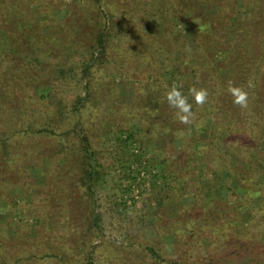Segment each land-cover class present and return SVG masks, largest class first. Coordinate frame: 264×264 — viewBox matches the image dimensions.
I'll return each mask as SVG.
<instances>
[{
  "label": "rangeland",
  "instance_id": "rangeland-1",
  "mask_svg": "<svg viewBox=\"0 0 264 264\" xmlns=\"http://www.w3.org/2000/svg\"><path fill=\"white\" fill-rule=\"evenodd\" d=\"M91 1L0 0V264H124L136 253L130 243L154 241L160 243L164 256L171 257L173 241L156 234L154 220L173 217L183 205H210L212 199L226 200L229 195L223 179L226 172L218 170L216 155L204 160L187 148L206 138L194 132L195 115L190 124L175 119V110L165 100L174 82L166 71L155 82L158 61L151 73L148 61L154 51L161 49L166 58L180 33H170L174 43L162 38L159 35L170 25L166 29L162 25L165 32L158 34L148 17L164 21L169 15L140 11L144 9L140 0L136 4L105 0L113 24L124 28L128 39L124 43L110 39L103 54L94 37L103 17ZM20 15L32 40H23ZM174 15L182 18L177 25L181 34L194 32L180 8ZM14 18L17 21L11 22ZM46 23L55 32L54 40L38 46L32 36L47 35ZM68 23L77 25L80 33L78 48L69 52L68 34L58 29L61 25L65 32ZM219 49L206 46L205 52L213 51L217 58ZM82 57L95 60L84 74L77 67L60 77L57 67L66 70L70 62L80 64ZM17 67L20 70L14 73ZM150 83L156 88L162 85L158 95L164 100H145L147 94L157 97L158 88L153 92ZM5 94L10 101L3 99ZM23 117L33 129L45 126L54 134L17 131ZM82 135L100 164L90 195L96 229L92 221L78 227L67 223L89 212L78 181L88 160L81 151ZM176 184L180 191L171 194L169 188ZM62 185L69 186L67 194L73 193V199L60 195ZM64 203L73 205L67 215L58 209ZM240 211L242 222L251 219L246 204ZM46 252L53 257L43 258Z\"/></svg>",
  "mask_w": 264,
  "mask_h": 264
},
{
  "label": "trees",
  "instance_id": "trees-1",
  "mask_svg": "<svg viewBox=\"0 0 264 264\" xmlns=\"http://www.w3.org/2000/svg\"><path fill=\"white\" fill-rule=\"evenodd\" d=\"M140 1L144 6L140 10L142 12L149 9L153 15L157 11L166 17L169 15L164 21H158L153 16L148 17L158 34L165 32L162 31V25L165 29L170 25L167 32L159 36L171 40V32L180 33L176 43L171 40L174 43L173 49L166 58L162 57L161 49L154 51L148 61L152 65L151 73H154V63L158 61L160 65L155 82L163 78L166 71L169 79L178 84L181 91L189 97L195 115V124L192 125L194 132L198 131L200 136L203 134L202 139L206 138V141L198 140L187 148H193V155L203 157L204 160H211L206 156L216 155L214 158L219 163L218 170L226 172L223 179L229 195L226 200L212 199L210 205L206 202L183 205L173 217L163 218L159 222L154 220V224L158 226L156 234L172 239L174 254L171 257L164 256L157 241L156 244L155 241L144 244L135 242L129 244L136 251L133 260L125 261L124 264H264V0H241V3L238 0H167L165 5L163 0ZM91 2L99 8L103 17L98 25L100 30L94 37L96 36L97 48L104 54L109 48L110 39L114 42L123 39L121 43H124L128 37L124 34V28L113 24L114 15L106 9L108 3L105 0ZM137 2L135 0V4ZM67 8L66 15L70 16V9ZM179 8L195 28L190 35L181 34L177 28L182 18L179 20L174 13ZM20 17L21 15L19 20L23 26L25 23ZM15 21L16 18L11 19V22ZM66 25L68 28L65 32L61 25L56 28L62 34H68L67 51H74L78 48L75 44L80 43L76 39L80 33L77 25ZM24 27L21 30L23 40H32L27 37L29 31ZM44 28L47 29V35L32 36L41 44L38 46L48 45L54 40L52 34L55 32L51 25L46 23ZM217 45L220 47L217 58L213 51L205 52L206 46L214 48ZM79 61L80 64L70 62L66 70L62 66L57 67L60 77L65 78L67 71L73 72L77 67L84 74L95 60L92 57H82ZM19 70L18 67L15 68L14 73ZM229 82L248 92L247 108L241 109L233 104L227 91ZM249 83L252 87H248ZM149 86L153 92L157 88L158 90L154 92L157 97L146 95L145 100L148 103L164 100L158 95L162 85L156 88L155 84L150 83ZM193 87L207 91L204 104H196L192 100L189 89ZM3 99L10 101L11 97L5 94ZM22 121L24 123L17 130L19 132L54 134L53 129L45 126L33 129V124L26 117ZM81 141V151L89 161L83 163L78 181L84 187L80 194L82 198H87L90 208L88 207V213H84L85 217L71 218L67 223L71 227H78V224L86 225L85 221H92L91 227L96 229L95 203L91 201L90 195L94 192L93 181L98 177L100 164L87 136L82 135ZM162 174L166 176L164 172ZM178 187L177 184L171 186L170 193L176 194L180 191ZM67 188L68 185H62L58 190L60 195L67 196ZM72 195L73 193L68 195V200L73 199ZM245 204L249 208L251 219L242 222L240 207ZM160 205L161 198L158 197L157 210ZM72 206L64 203L58 209L60 213L67 215L70 213L69 209H73ZM74 211L75 209L72 213ZM86 217L88 218L85 219ZM86 242L87 238L84 244L88 247L90 242ZM44 255L43 258L53 257L48 252Z\"/></svg>",
  "mask_w": 264,
  "mask_h": 264
},
{
  "label": "clouds",
  "instance_id": "clouds-1",
  "mask_svg": "<svg viewBox=\"0 0 264 264\" xmlns=\"http://www.w3.org/2000/svg\"><path fill=\"white\" fill-rule=\"evenodd\" d=\"M248 87H252L249 83ZM227 91L232 97L233 104L241 109L247 108L249 102L248 92L229 82ZM189 94L196 104H204L207 99V91L205 89H197L195 87L189 89ZM165 100L170 108L174 109V116L182 124H190L193 118L192 103L186 96L178 84L171 86L165 93Z\"/></svg>",
  "mask_w": 264,
  "mask_h": 264
}]
</instances>
